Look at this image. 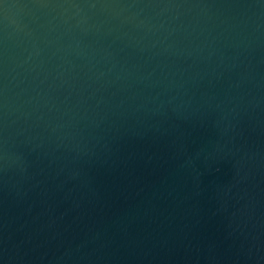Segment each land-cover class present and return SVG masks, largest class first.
I'll return each instance as SVG.
<instances>
[{"label":"water","instance_id":"95a60500","mask_svg":"<svg viewBox=\"0 0 264 264\" xmlns=\"http://www.w3.org/2000/svg\"><path fill=\"white\" fill-rule=\"evenodd\" d=\"M0 264H264V0H0Z\"/></svg>","mask_w":264,"mask_h":264}]
</instances>
